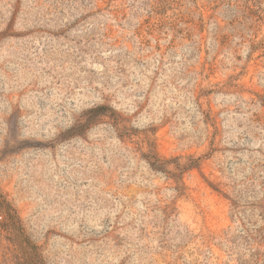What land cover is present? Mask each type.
<instances>
[{"label":"rangeland","instance_id":"1","mask_svg":"<svg viewBox=\"0 0 264 264\" xmlns=\"http://www.w3.org/2000/svg\"><path fill=\"white\" fill-rule=\"evenodd\" d=\"M0 192L46 264H264V0H0Z\"/></svg>","mask_w":264,"mask_h":264},{"label":"trees","instance_id":"2","mask_svg":"<svg viewBox=\"0 0 264 264\" xmlns=\"http://www.w3.org/2000/svg\"><path fill=\"white\" fill-rule=\"evenodd\" d=\"M110 110H112L111 107L100 105L91 113L97 116ZM166 163L161 164L162 169H166ZM152 164L156 166V163ZM0 217L3 218V226L12 231L16 238L20 250L17 257L18 264H46L41 247L28 235L17 208L3 192H0Z\"/></svg>","mask_w":264,"mask_h":264}]
</instances>
